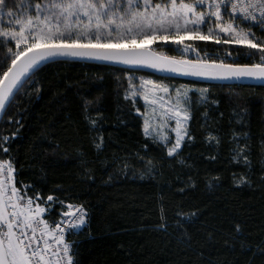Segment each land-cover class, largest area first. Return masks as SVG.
I'll return each mask as SVG.
<instances>
[{
  "label": "trees",
  "instance_id": "16d2710c",
  "mask_svg": "<svg viewBox=\"0 0 264 264\" xmlns=\"http://www.w3.org/2000/svg\"><path fill=\"white\" fill-rule=\"evenodd\" d=\"M152 6L172 0H146ZM196 3L197 0H173ZM143 0H0V81L28 49L7 33L45 44L113 46L143 38ZM233 21L254 47L189 41L170 57L264 66V0ZM137 34V35H136ZM31 49V48H29ZM142 78L196 88L187 139L168 155L146 137ZM0 163L19 193L44 204L52 224L64 205L86 214L67 235L74 264H264V87L207 85L143 72L57 61L35 71L0 123ZM2 230L5 226L2 225Z\"/></svg>",
  "mask_w": 264,
  "mask_h": 264
},
{
  "label": "rangeland",
  "instance_id": "374dc122",
  "mask_svg": "<svg viewBox=\"0 0 264 264\" xmlns=\"http://www.w3.org/2000/svg\"><path fill=\"white\" fill-rule=\"evenodd\" d=\"M259 0H197L196 3L170 1L168 5L152 6L143 0L142 11L134 18V26L128 30L136 31L143 38L110 47H146L152 48L154 43H173L182 53L198 58L196 52L182 47L189 41H215L254 47L249 33L234 24L236 15L246 18L250 7ZM13 38L17 49H29L41 45L49 38L43 33H25L22 29L6 34ZM137 35V34H136ZM51 44V43H48ZM102 46V45H95ZM106 46V45H105ZM186 47V46H185ZM196 88L177 86L170 82L142 78L138 95L143 100L144 111L141 118L146 137L162 144L168 155L177 153L187 139L189 121V93ZM0 188L13 223H28L33 216H40L44 204H52L49 199L43 204L38 198H31L19 193L13 186V175L7 163H0ZM86 214L80 216L75 231L86 226ZM4 221L0 214V227ZM2 238L11 264H17L12 242L8 237Z\"/></svg>",
  "mask_w": 264,
  "mask_h": 264
},
{
  "label": "water",
  "instance_id": "95a60500",
  "mask_svg": "<svg viewBox=\"0 0 264 264\" xmlns=\"http://www.w3.org/2000/svg\"><path fill=\"white\" fill-rule=\"evenodd\" d=\"M57 61L95 64L197 84L264 87V66L261 65L242 66L180 59L160 54L146 47L47 44L22 53L0 81V123L9 104L25 81L41 67ZM0 214L18 264H26L1 188ZM0 264H11L1 231Z\"/></svg>",
  "mask_w": 264,
  "mask_h": 264
},
{
  "label": "built area",
  "instance_id": "2783aa9c",
  "mask_svg": "<svg viewBox=\"0 0 264 264\" xmlns=\"http://www.w3.org/2000/svg\"><path fill=\"white\" fill-rule=\"evenodd\" d=\"M45 211L33 216L28 223H14L19 247L27 264H74L72 242L67 235L76 232L75 226L80 220L83 209L76 205H64L58 218L49 224ZM8 236L7 231H3Z\"/></svg>",
  "mask_w": 264,
  "mask_h": 264
}]
</instances>
